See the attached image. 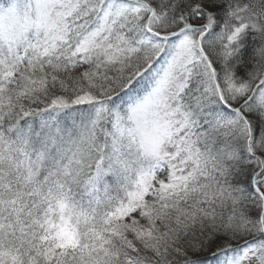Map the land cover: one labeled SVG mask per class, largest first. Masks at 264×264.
Here are the masks:
<instances>
[{
	"label": "snow or ice",
	"instance_id": "snow-or-ice-1",
	"mask_svg": "<svg viewBox=\"0 0 264 264\" xmlns=\"http://www.w3.org/2000/svg\"><path fill=\"white\" fill-rule=\"evenodd\" d=\"M0 264H264V0H0Z\"/></svg>",
	"mask_w": 264,
	"mask_h": 264
}]
</instances>
